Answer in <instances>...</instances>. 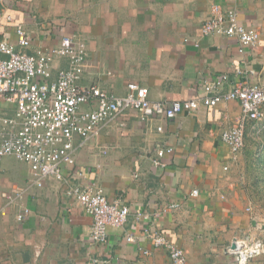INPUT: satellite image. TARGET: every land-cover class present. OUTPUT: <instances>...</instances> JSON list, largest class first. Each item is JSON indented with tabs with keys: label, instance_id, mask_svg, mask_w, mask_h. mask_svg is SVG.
Listing matches in <instances>:
<instances>
[{
	"label": "crops",
	"instance_id": "crops-1",
	"mask_svg": "<svg viewBox=\"0 0 264 264\" xmlns=\"http://www.w3.org/2000/svg\"><path fill=\"white\" fill-rule=\"evenodd\" d=\"M213 5L258 30L259 44L249 48L233 36L202 35ZM17 24L30 36L27 48L16 43ZM63 33L86 43L83 81L115 95H124L130 81L146 86L151 100H174L204 94L205 83L225 73L229 81L264 80V0H0V37L15 49L54 47ZM66 66L65 58L57 59L52 77ZM240 113L237 100L172 119L142 120L126 109L98 125L74 151L73 164H62L66 180L47 176L38 186L26 162L3 168L10 180L0 200V264H170L165 248L152 246L154 232L182 248L188 264H236L228 251L234 237L264 241V218L248 209L252 201L237 177L244 151L236 163L221 141ZM166 147L172 151L158 157ZM5 157L13 156L0 162ZM72 180L101 186L108 199L129 207L122 226L108 227L106 243L90 239L91 216L65 195ZM24 207L30 212L18 220ZM250 264H264V253Z\"/></svg>",
	"mask_w": 264,
	"mask_h": 264
},
{
	"label": "built area",
	"instance_id": "built-area-1",
	"mask_svg": "<svg viewBox=\"0 0 264 264\" xmlns=\"http://www.w3.org/2000/svg\"><path fill=\"white\" fill-rule=\"evenodd\" d=\"M14 30L17 45L27 48L31 39L26 30L20 24L15 25ZM200 30L205 36H233L240 45L249 48H255L260 39L258 30L242 25L235 11L222 12L218 5H213L212 15L202 23ZM0 54V160L11 155L26 162L38 186L47 176L66 180L62 164H73L74 151L95 133L98 125L116 118L126 109L136 110L142 120L152 115L172 119L182 112L198 111L202 106L237 100L241 113L221 132V141L234 160L244 145L246 122L263 116L264 80L258 84L241 77L229 81L225 73L206 82L204 94L174 100H151L148 88L134 81L126 84L124 95L85 83L86 43L73 33H63L57 46L37 48L33 53L15 49L12 42L0 37ZM59 58H65L67 66L58 68L52 77L53 65ZM236 72L240 74V68H236ZM227 82L230 87L222 90ZM82 105L87 108L83 109ZM75 136L79 137L76 144ZM171 151L170 147L160 148L157 156ZM20 193L16 189L15 195L20 196ZM196 194L197 189H193L191 195ZM65 195L79 201L91 216L90 239L95 243H106L108 227L122 226L130 213L127 205L119 199H108L103 188L94 183L82 185L72 180L67 183ZM29 212L30 209L24 207L16 217L23 220ZM136 217L148 216L137 213ZM133 238L131 234L126 236L127 241ZM150 240L152 246L165 248L170 264H188L183 249L167 236L154 232ZM232 244L228 251L236 255V264H250L264 253L260 236L234 237ZM98 263L97 259L90 261V264Z\"/></svg>",
	"mask_w": 264,
	"mask_h": 264
},
{
	"label": "rangeland",
	"instance_id": "rangeland-1",
	"mask_svg": "<svg viewBox=\"0 0 264 264\" xmlns=\"http://www.w3.org/2000/svg\"><path fill=\"white\" fill-rule=\"evenodd\" d=\"M264 144V106L263 116L256 120H251L245 129V144L242 149L243 155L240 160V153L237 155L236 163L241 162V168L237 172L238 179L246 186L248 196L252 201L253 210L258 217L264 218V150L260 151ZM19 160L13 157H5L0 162V170L3 168H13L19 164ZM9 174L0 172V200L3 193L8 190ZM242 183V184H243Z\"/></svg>",
	"mask_w": 264,
	"mask_h": 264
},
{
	"label": "trees",
	"instance_id": "trees-1",
	"mask_svg": "<svg viewBox=\"0 0 264 264\" xmlns=\"http://www.w3.org/2000/svg\"><path fill=\"white\" fill-rule=\"evenodd\" d=\"M263 150H264V144L262 145V147H261L260 151H263Z\"/></svg>",
	"mask_w": 264,
	"mask_h": 264
},
{
	"label": "water",
	"instance_id": "water-1",
	"mask_svg": "<svg viewBox=\"0 0 264 264\" xmlns=\"http://www.w3.org/2000/svg\"><path fill=\"white\" fill-rule=\"evenodd\" d=\"M231 247H233V244H232V246Z\"/></svg>",
	"mask_w": 264,
	"mask_h": 264
}]
</instances>
